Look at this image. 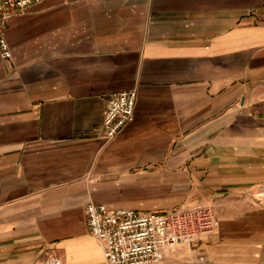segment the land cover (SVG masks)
<instances>
[{
	"label": "crops",
	"instance_id": "1",
	"mask_svg": "<svg viewBox=\"0 0 264 264\" xmlns=\"http://www.w3.org/2000/svg\"><path fill=\"white\" fill-rule=\"evenodd\" d=\"M6 37L0 264H109L90 201L210 204L216 229L162 264H264V0H40ZM131 88L106 141L108 99Z\"/></svg>",
	"mask_w": 264,
	"mask_h": 264
},
{
	"label": "built area",
	"instance_id": "2",
	"mask_svg": "<svg viewBox=\"0 0 264 264\" xmlns=\"http://www.w3.org/2000/svg\"><path fill=\"white\" fill-rule=\"evenodd\" d=\"M37 1L40 0H0V51L5 59L12 58L6 37L11 13L23 11ZM136 102V88L110 96L103 121L106 141L114 138L133 118ZM86 213L89 230L102 242L109 264H162L178 245L185 243L192 247L200 236L213 232L218 225L214 209L207 203L182 205L157 213L124 207L112 209L105 203L90 201ZM198 257L199 261H205L204 254ZM45 264L63 262L49 256Z\"/></svg>",
	"mask_w": 264,
	"mask_h": 264
},
{
	"label": "rangeland",
	"instance_id": "3",
	"mask_svg": "<svg viewBox=\"0 0 264 264\" xmlns=\"http://www.w3.org/2000/svg\"><path fill=\"white\" fill-rule=\"evenodd\" d=\"M191 249H195V247L192 245V247H190L188 244H185V243H182V244H180L179 246H177L176 248H175V252L174 253H176V251L177 250H182V251H186V250H191ZM195 260V259H194Z\"/></svg>",
	"mask_w": 264,
	"mask_h": 264
}]
</instances>
